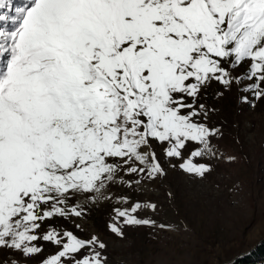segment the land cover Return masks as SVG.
<instances>
[{
    "label": "snow or ice",
    "instance_id": "obj_1",
    "mask_svg": "<svg viewBox=\"0 0 264 264\" xmlns=\"http://www.w3.org/2000/svg\"><path fill=\"white\" fill-rule=\"evenodd\" d=\"M233 92L264 103V0H0V264H112L68 227L109 193L131 205L113 208L115 238L171 230L136 198L165 164L210 174L209 101Z\"/></svg>",
    "mask_w": 264,
    "mask_h": 264
},
{
    "label": "rangeland",
    "instance_id": "obj_2",
    "mask_svg": "<svg viewBox=\"0 0 264 264\" xmlns=\"http://www.w3.org/2000/svg\"><path fill=\"white\" fill-rule=\"evenodd\" d=\"M209 103L217 104L213 120L223 122V136L213 140L216 156L197 161L210 164V174L194 179L165 164L167 178L146 185L136 198L157 205V212L142 210L139 218L171 230L125 227L126 238H115L108 231L113 208L131 205L115 203L113 193L111 203H84L86 215L68 225L84 236L99 234L112 264H230L264 239V103L240 109L235 92ZM44 248L43 256L55 251ZM5 258L11 259L0 250V262Z\"/></svg>",
    "mask_w": 264,
    "mask_h": 264
},
{
    "label": "trees",
    "instance_id": "obj_3",
    "mask_svg": "<svg viewBox=\"0 0 264 264\" xmlns=\"http://www.w3.org/2000/svg\"><path fill=\"white\" fill-rule=\"evenodd\" d=\"M264 262V239L246 253L236 256L230 264H260Z\"/></svg>",
    "mask_w": 264,
    "mask_h": 264
}]
</instances>
